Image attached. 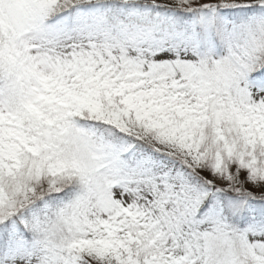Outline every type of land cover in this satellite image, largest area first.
I'll list each match as a JSON object with an SVG mask.
<instances>
[{
    "label": "snow or ice",
    "instance_id": "obj_1",
    "mask_svg": "<svg viewBox=\"0 0 264 264\" xmlns=\"http://www.w3.org/2000/svg\"><path fill=\"white\" fill-rule=\"evenodd\" d=\"M0 264H264V0H0Z\"/></svg>",
    "mask_w": 264,
    "mask_h": 264
}]
</instances>
